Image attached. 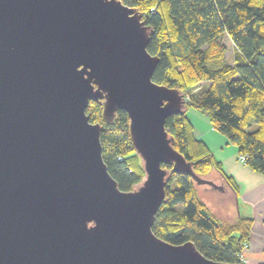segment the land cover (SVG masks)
<instances>
[{"label": "water", "instance_id": "1", "mask_svg": "<svg viewBox=\"0 0 264 264\" xmlns=\"http://www.w3.org/2000/svg\"><path fill=\"white\" fill-rule=\"evenodd\" d=\"M121 0H0V264H243L151 231L166 175L198 176L164 121L185 104L151 80L152 28ZM101 116L126 111L144 174L120 189L101 158Z\"/></svg>", "mask_w": 264, "mask_h": 264}, {"label": "trees", "instance_id": "2", "mask_svg": "<svg viewBox=\"0 0 264 264\" xmlns=\"http://www.w3.org/2000/svg\"><path fill=\"white\" fill-rule=\"evenodd\" d=\"M121 1L137 8L152 28L146 49L159 60L151 80L184 94L182 110L164 121L171 145L198 176L208 178L215 172L236 195L239 185L196 137L186 110L193 107L204 113L211 126L236 145L237 153L247 154L244 163L264 174V0ZM225 39L233 45L230 59L225 56ZM101 108L100 100L92 98L85 113L100 124L106 169L120 189L128 190L144 174L129 136L128 116L118 109L107 122ZM161 165L169 172L151 231L173 244L193 241L213 260L239 262L237 252L249 236L252 217L238 213L221 218L215 190L184 171Z\"/></svg>", "mask_w": 264, "mask_h": 264}, {"label": "crops", "instance_id": "3", "mask_svg": "<svg viewBox=\"0 0 264 264\" xmlns=\"http://www.w3.org/2000/svg\"><path fill=\"white\" fill-rule=\"evenodd\" d=\"M188 115L191 117L196 137L207 144L225 171L239 185L238 192L234 195L220 175L215 172L208 173L206 179L220 186L213 187L207 183L211 190L218 193L220 210L215 213L225 219H231L238 213L252 217L249 236L240 249L243 253L242 263L264 264V174L241 162L236 145L229 142L224 134L217 132L208 119L195 118L190 111Z\"/></svg>", "mask_w": 264, "mask_h": 264}, {"label": "rangeland", "instance_id": "4", "mask_svg": "<svg viewBox=\"0 0 264 264\" xmlns=\"http://www.w3.org/2000/svg\"><path fill=\"white\" fill-rule=\"evenodd\" d=\"M226 46H227V50L225 52V56L230 59L231 58V53H232V43L228 40H224ZM196 89V88H195ZM189 111L192 113V115L195 117V118H199V119H208L207 116L202 113L201 111H197L196 109H194L193 107H189V109L186 110V115L188 117L189 120H191V117L188 115L189 114ZM216 174V173H215Z\"/></svg>", "mask_w": 264, "mask_h": 264}, {"label": "built area", "instance_id": "5", "mask_svg": "<svg viewBox=\"0 0 264 264\" xmlns=\"http://www.w3.org/2000/svg\"><path fill=\"white\" fill-rule=\"evenodd\" d=\"M247 157V154H243V153H239L238 154V159L241 161V162H244L245 161V158ZM237 260L239 262H242L243 260V253L242 251L240 250L239 252H237Z\"/></svg>", "mask_w": 264, "mask_h": 264}]
</instances>
